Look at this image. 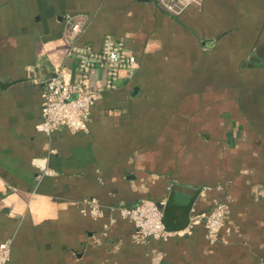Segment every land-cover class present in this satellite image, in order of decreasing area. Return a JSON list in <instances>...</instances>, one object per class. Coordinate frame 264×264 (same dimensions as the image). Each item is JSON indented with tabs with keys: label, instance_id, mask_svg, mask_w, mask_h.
<instances>
[{
	"label": "crops",
	"instance_id": "obj_1",
	"mask_svg": "<svg viewBox=\"0 0 264 264\" xmlns=\"http://www.w3.org/2000/svg\"><path fill=\"white\" fill-rule=\"evenodd\" d=\"M106 35L136 55L89 129L38 130L47 80ZM95 68L90 81L104 82ZM53 171L45 174L44 169ZM95 198V218L78 203ZM165 201L172 235L137 244L115 207ZM224 202L210 239L199 219ZM8 264H264V0H0V243Z\"/></svg>",
	"mask_w": 264,
	"mask_h": 264
},
{
	"label": "built area",
	"instance_id": "obj_2",
	"mask_svg": "<svg viewBox=\"0 0 264 264\" xmlns=\"http://www.w3.org/2000/svg\"><path fill=\"white\" fill-rule=\"evenodd\" d=\"M159 6L170 15H181L193 5H201V0H156ZM67 23L71 33L66 37L68 56L76 59V71L71 77L64 75V70H58V75L47 80L43 93L41 121L38 130L51 135L57 129L64 127L71 131H86L92 119V108L102 92L118 87L123 70L132 69L137 61L125 42L108 34L105 36L102 48L96 50L89 44L79 45L80 34L85 30L86 20L82 15H68ZM95 68H103L107 72L104 82L92 84L91 73ZM45 174L53 173L44 169ZM165 201L144 199L135 206L118 205L115 211L135 225L133 239L135 243H145L151 239L166 240L171 235L164 220ZM80 211L95 218L105 215V209L95 198L84 199L78 203ZM228 206L218 203L211 213L200 217L207 229L210 239H218L226 225ZM11 257L10 241L0 243V264H8Z\"/></svg>",
	"mask_w": 264,
	"mask_h": 264
}]
</instances>
